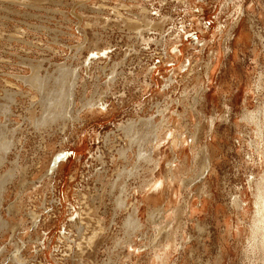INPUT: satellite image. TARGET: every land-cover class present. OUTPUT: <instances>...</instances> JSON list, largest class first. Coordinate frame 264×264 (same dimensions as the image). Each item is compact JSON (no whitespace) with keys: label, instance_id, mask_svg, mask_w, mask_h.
<instances>
[{"label":"rangeland","instance_id":"rangeland-1","mask_svg":"<svg viewBox=\"0 0 264 264\" xmlns=\"http://www.w3.org/2000/svg\"><path fill=\"white\" fill-rule=\"evenodd\" d=\"M20 1L0 0V264H264L246 253L262 140L241 118L264 105L253 86L264 76V0ZM62 81L69 93L52 114ZM163 118L185 137L181 151L157 134ZM130 122L139 136L122 158L119 126ZM138 148L157 160L151 173ZM168 170L171 182L146 191L161 194L149 207L140 180ZM126 205L141 223L128 238ZM164 238L167 256L154 258ZM127 239L138 248L129 255Z\"/></svg>","mask_w":264,"mask_h":264},{"label":"bare ground","instance_id":"bare-ground-1","mask_svg":"<svg viewBox=\"0 0 264 264\" xmlns=\"http://www.w3.org/2000/svg\"><path fill=\"white\" fill-rule=\"evenodd\" d=\"M22 1V0H21ZM20 1V3H21ZM3 2V1H2ZM10 2V1H9ZM19 3V4H20ZM37 3V2H36ZM228 3V2H227ZM17 4V5H19ZM21 6V5H19ZM81 6V5H80ZM103 6V5H102ZM28 7V6H27ZM112 8V7H111ZM97 9V8H96ZM240 10V9H239ZM120 13V12H119ZM114 14V13H113ZM241 15V14H240ZM239 15V16H240ZM138 17V16H137ZM143 17V16H142ZM145 19V18H143ZM147 20V19H146ZM239 20V19H238ZM124 21V20H123ZM138 22V21H137ZM237 22V21H236ZM126 24V23H125ZM129 24V23H128ZM133 25V24H132ZM147 25H151L150 21H147ZM139 26V24H138ZM234 26V24H233ZM136 27V26H134ZM236 27V26H235ZM137 28V27H136ZM231 28H232V25L228 26L227 30L225 31V34L226 36H228L231 32ZM221 32H223V30H221ZM245 34L244 35H241L238 39L239 41L241 42V40H243L242 42H245ZM250 41V40H249ZM175 47V46H174ZM173 51V50H171ZM93 58V57H92ZM194 60V59H193ZM88 63V62H87ZM193 65V64H192ZM209 69H210V66L208 65V63L205 64V74H208L209 72ZM190 70V69H189ZM196 72V71H195ZM194 71L191 72V77L195 79L199 78V73L195 74ZM179 74V73H178ZM75 76V75H74ZM144 76V75H143ZM31 77V76H30ZM263 75L262 73L260 75L257 76V79L254 80L253 82V86L254 88L259 91V90H264V83H263ZM22 79V77L20 78ZM24 79V78H23ZM26 79V78H25ZM29 79V78H28ZM34 81L35 82H39L41 79H40V76H36L33 77ZM31 80V79H30ZM29 80V81H30ZM75 80V78H74ZM73 80V81H74ZM198 80V79H197ZM28 81V82H29ZM31 82V81H30ZM25 83V81H24ZM67 83V82H66ZM64 81L61 82V84L57 87V92L59 94H56L55 91H49V93L51 94V97L48 98V100L51 102V112L52 114H55L56 111H59L61 110L62 108V97H66L65 95L69 93V89L65 88V85H67ZM73 83V82H72ZM74 85V84H73ZM72 86V85H71ZM39 87H42V84L41 86ZM73 87V86H72ZM35 88V87H34ZM5 91V90H4ZM10 91V90H9ZM68 92V93H67ZM11 93V92H10ZM70 93H72L70 91ZM9 94V93H6V95ZM73 94V93H72ZM12 95L9 94V97H11ZM69 97V95H67ZM8 97V96H7ZM43 98V97H42ZM44 100V99H43ZM45 101V100H44ZM39 102L40 99H39ZM49 102V103H50ZM67 102V101H66ZM103 105V104H102ZM67 107V106H66ZM163 110V109H162ZM91 113V112H90ZM51 114V115H52ZM58 114V113H57ZM261 117H262V120H264V105L262 108L260 109H257V112L255 113H251V112H248V111H244L243 114H242V119L244 120H249L250 122H253V124H255L256 126V133L257 135L261 138L262 140V145L260 146V154L263 158V163H264V141H263V134H264V128H263V124H262V120H261ZM55 120V119H54ZM137 124H139V121L137 122ZM142 124V122H141ZM145 124V123H144ZM136 123H133V122H130L129 124H126V125H123V126H119L121 128V130L123 131V135H124V138H126V147L124 148H121V149H118V154L120 155V157L124 158L125 157V154L128 150V148L130 147V145H133L136 143L137 139H138V136L139 134L133 130V127H135ZM148 127H154L156 124L154 123H150V124H147ZM169 125L168 123V120L167 118H163L161 120V124H158L157 126V129H158V135L160 136L161 134L167 132L168 130L167 129H163L162 126H165L167 127ZM137 126V125H136ZM145 126V125H144ZM160 127V128H158ZM145 128V127H143ZM139 129V128H138ZM147 129V128H146ZM146 129H141L142 132L145 131V132H148V130ZM140 130V129H139ZM166 134V133H165ZM164 134V135H165ZM170 136L171 138V145L173 147H176L179 151H181V147H183L184 143H186V139L185 137H183L181 135V133H176L174 131H168L167 132V135L166 136ZM97 136V135H96ZM157 138V137H156ZM164 138V136L162 137ZM161 138V139H162ZM191 140V139H190ZM153 141H155V137H153ZM157 142H160V139H158ZM155 144L156 142L154 143V148L155 147ZM137 153L135 154L136 156V160H137V164L140 166L141 163H143V166L146 168V171L147 172H150V169L149 167H151V164L153 163V166L155 168L156 166V163L158 164L157 160L150 157V152H147V151H144L142 148H138ZM156 153V152H155ZM57 161H59V159L55 158V159H52L50 162H49V168L47 167V169L50 171L52 170L51 167L53 168L54 166H56L57 164ZM181 162H183L182 160L179 162L181 164ZM136 164V166H132V169H127L125 167H123L118 173H117V177H119L120 175L124 174L125 172V175L129 176V175H133V174H136L135 171L139 172L137 169H138V165ZM204 168H206L204 166ZM146 172V173H147ZM168 174H166L165 176H163L162 179L160 178H155V177H147L145 176L143 179L140 180L139 182V185H138V189L139 191H143L145 192L146 196H145V199H146V202L147 204L150 206H153V205H156L158 202H160V199H161V194H149V193H146V191L148 190H158L159 188L162 189V187L164 186V183H168V182H171L172 181V178H173V175H172V171L168 170L167 171ZM44 176V175H43ZM116 177V178H117ZM40 180V179H39ZM117 181V179H114L112 180L110 183H109V187H111V190L113 189V187L115 186V182ZM52 183V182H51ZM108 187V186H107ZM121 187V190L119 191V194H117L118 196L115 197L114 199V203L115 205L118 207V209H120L121 207H124L125 206V202H124V198L125 196L122 195V192H124V189L122 186ZM88 190V189H87ZM160 190V189H159ZM158 192V191H157ZM203 192V191H202ZM60 193V192H59ZM109 194V193H108ZM82 195V193H81ZM254 200H253V204L255 206V209H254V214L252 216V223L250 225V238H249V246H247V249H246V253H249V252H252V251H255L256 253H262V255L264 256V175L258 179V180H255V192H254ZM122 196L124 197L122 199ZM81 198V196H79ZM78 200V199H77ZM82 203V202H81ZM85 204V203H84ZM89 204V203H88ZM140 204V203H139ZM234 204L236 206L239 207V204H240V200L236 198V202H234ZM50 206V205H49ZM54 206V205H53ZM82 206V204H81ZM52 207V206H51ZM85 207V205H84ZM126 210L128 211V214L124 217L123 219V222L121 224V227H123V232H124V235L126 236V238H128V236H131L140 226H141V223H140V220L139 218L137 217V215L135 216V212H138V206H134V205H126ZM87 210V209H86ZM94 210V209H92ZM91 210V211H92ZM52 214V213H51ZM83 214V213H82ZM89 214V213H88ZM94 214V213H93ZM91 214V215H93ZM90 215V214H89ZM84 216V215H83ZM86 216V215H85ZM84 216V217H85ZM95 216V215H94ZM40 217V215H39ZM50 217V216H49ZM82 217V218H84ZM44 218V217H43ZM77 218V217H76ZM87 218V216H86ZM94 218V217H93ZM79 219V217H78ZM89 219V218H88ZM87 219V220H88ZM91 219V218H90ZM37 220V219H36ZM71 222H74L75 220L72 218L70 219ZM85 220V221H87ZM102 221V220H101ZM100 221V223H101ZM76 222V221H75ZM84 224V223H83ZM37 226V225H36ZM86 226V225H85ZM96 226V225H94ZM73 227V226H72ZM74 227H76V229L79 230V232H81L82 230H80V225H79V222H76L74 224ZM73 227V228H74ZM83 227V226H82ZM37 229V228H36ZM73 230V229H72ZM99 231V230H98ZM78 232V233H79ZM158 232V231H157ZM77 233V234H78ZM101 233V232H100ZM163 234V233H162ZM85 235V234H84ZM70 236V235H69ZM96 236V235H95ZM160 236V235H159ZM84 238V237H83ZM64 239V238H63ZM168 239L167 238H164V241L163 242H158L156 240H153L152 241V246H153V256L154 258H157V259H163L167 256V252L169 250V248L171 247L170 244L168 243L167 241ZM121 241V240H119ZM81 242V241H80ZM94 242V241H93ZM118 242V241H117ZM67 244V243H66ZM118 244V243H117ZM124 245H125V249H126V252L127 254H131L133 253L134 249H138V248H135V244H134V240L133 241H130V240H125L124 242ZM78 247V246H77ZM84 247V246H83ZM147 248V247H146ZM176 249V248H175ZM76 250V249H75ZM75 252V251H74ZM78 252V251H77ZM19 253V252H18ZM76 254V253H75ZM77 256H79V252L76 254ZM75 255V257H76ZM127 255V256H128ZM148 255V254H147ZM81 256H83L81 254ZM68 257V256H67ZM83 258V257H82ZM73 259V257H72ZM64 260V259H63ZM72 261V260H71ZM84 261V260H82ZM147 262V261H146ZM62 263V262H61ZM73 263V262H71ZM82 263V262H81ZM89 263V262H88Z\"/></svg>","mask_w":264,"mask_h":264}]
</instances>
